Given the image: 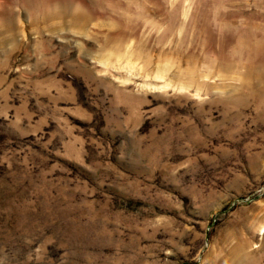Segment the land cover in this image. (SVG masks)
Masks as SVG:
<instances>
[{
	"label": "rangeland",
	"instance_id": "1",
	"mask_svg": "<svg viewBox=\"0 0 264 264\" xmlns=\"http://www.w3.org/2000/svg\"><path fill=\"white\" fill-rule=\"evenodd\" d=\"M0 264H264V0H0Z\"/></svg>",
	"mask_w": 264,
	"mask_h": 264
}]
</instances>
